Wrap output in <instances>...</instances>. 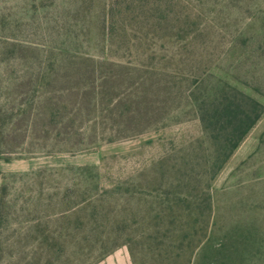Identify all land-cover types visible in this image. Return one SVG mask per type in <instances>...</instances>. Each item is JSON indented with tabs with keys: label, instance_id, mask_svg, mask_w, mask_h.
<instances>
[{
	"label": "rangeland",
	"instance_id": "374dc122",
	"mask_svg": "<svg viewBox=\"0 0 264 264\" xmlns=\"http://www.w3.org/2000/svg\"><path fill=\"white\" fill-rule=\"evenodd\" d=\"M73 55L101 61L95 124L78 120L83 135L57 145L60 152H25L31 125L42 124L33 112L16 115L17 86L47 79L50 62L63 78ZM201 74L264 105V0H0V147L24 149L0 156V264H97L128 254L119 246L95 263L101 251L81 249L84 235L64 228L95 199L149 206L153 169L191 153L203 137L186 98ZM125 130L130 136L119 133ZM93 135L96 144L82 149ZM211 194L213 219L191 264H264V112L212 180ZM8 240L18 243L8 248ZM52 240L66 247L38 248Z\"/></svg>",
	"mask_w": 264,
	"mask_h": 264
},
{
	"label": "trees",
	"instance_id": "16d2710c",
	"mask_svg": "<svg viewBox=\"0 0 264 264\" xmlns=\"http://www.w3.org/2000/svg\"><path fill=\"white\" fill-rule=\"evenodd\" d=\"M110 11L109 6L103 17V29L109 23ZM120 38L124 39L125 35ZM99 63L90 57L73 55V59H66L63 78L56 79L58 71L50 62L47 79L18 84L16 115L28 117L33 112L35 121L41 119L42 124L39 129L31 125L28 136L31 145L25 152H60L55 149L57 145L83 135L79 131L82 126H75L78 120L80 125L95 124L92 114L97 108L94 85ZM196 78L199 80L187 90L186 98L196 111L203 137L191 143V153L174 163L171 161L167 168L160 163L153 169L155 177L146 181L145 195L151 198L149 206L133 207L114 199L113 204L95 199L80 208L82 214L72 226L71 223L65 226L66 234L84 235L81 249L97 247L101 251L95 263L119 246H126L132 264H150L149 261L151 264H191L202 247L213 219L211 182L260 118L264 105L229 82L209 80L202 74ZM42 89L46 92L43 98L37 96ZM107 102L118 101L110 98ZM119 133L130 136L126 130ZM81 144L82 149H88L89 145L96 144V136ZM2 150L0 147V156L24 151L23 147L9 153ZM91 169L82 168L84 173ZM141 194H138L139 200ZM2 207L0 198V212ZM17 243L8 240L4 244L12 248ZM37 245L42 251L66 247L65 241L56 240L40 241Z\"/></svg>",
	"mask_w": 264,
	"mask_h": 264
},
{
	"label": "crops",
	"instance_id": "0c3cea01",
	"mask_svg": "<svg viewBox=\"0 0 264 264\" xmlns=\"http://www.w3.org/2000/svg\"><path fill=\"white\" fill-rule=\"evenodd\" d=\"M97 264H131V262L127 253L114 252Z\"/></svg>",
	"mask_w": 264,
	"mask_h": 264
}]
</instances>
